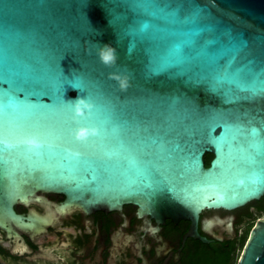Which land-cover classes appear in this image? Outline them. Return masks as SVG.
Wrapping results in <instances>:
<instances>
[{
    "label": "water",
    "instance_id": "obj_1",
    "mask_svg": "<svg viewBox=\"0 0 264 264\" xmlns=\"http://www.w3.org/2000/svg\"><path fill=\"white\" fill-rule=\"evenodd\" d=\"M263 197L264 0H0L9 240L132 205L209 243L204 212ZM238 264H264V220Z\"/></svg>",
    "mask_w": 264,
    "mask_h": 264
},
{
    "label": "flooded vegetation",
    "instance_id": "obj_2",
    "mask_svg": "<svg viewBox=\"0 0 264 264\" xmlns=\"http://www.w3.org/2000/svg\"><path fill=\"white\" fill-rule=\"evenodd\" d=\"M210 156L205 157L206 164ZM212 159L213 156L210 161ZM47 198L55 200V204L64 201L62 196L48 195ZM255 204L264 210V197L239 209L243 211L242 214L234 216L232 221L219 218L224 221L221 223L225 230L220 232L213 229L212 232L216 234L206 231L211 229L212 224H206L208 220H204L202 215L199 233L209 243L191 237L184 239L191 226L189 221L174 223L167 219L164 223H158L149 216H140L138 208L132 205L116 212L86 214L74 210L59 213L56 221L62 226L59 231L49 228L33 237L23 236L12 240L0 231L3 241L10 244V248L6 249L0 241V257L10 264H200L203 252L212 257L216 251L234 253L245 248L258 222H255V218L264 215ZM44 208L46 212L47 207ZM16 210L22 213L19 207ZM231 222L233 232L228 230ZM253 223L254 226L249 228ZM241 226H246L242 233ZM65 229L70 232H65ZM53 233L59 241L50 246L47 236ZM39 237L45 238L44 244L37 242ZM17 243L23 244V247Z\"/></svg>",
    "mask_w": 264,
    "mask_h": 264
},
{
    "label": "rangeland",
    "instance_id": "obj_3",
    "mask_svg": "<svg viewBox=\"0 0 264 264\" xmlns=\"http://www.w3.org/2000/svg\"><path fill=\"white\" fill-rule=\"evenodd\" d=\"M242 212L243 211H239V210H236V211H233V212H223V211H207V212H204L203 213V215H204V220H211V219H214V218H221V219H226L227 220V218L228 219H230L231 221H232V218L234 217V216H239V215H241L242 214ZM257 217H261L260 219H257ZM256 218H255V222H257V221H259V220H264V215H258ZM254 222V223H255ZM254 223L253 224H251L250 225V227L249 228H251L252 226H254ZM223 226H224V224L223 223H213L212 225H211V229H209V230H206L207 232H209V233H214V234H216L215 233V231L214 232H212V230L213 229H215V230H217V231H224L225 229H223ZM245 227L246 226H241L240 227V233H242V232H244L245 231ZM51 228L54 230V231H59V230H62V226H61V224L60 223H57V222H55L52 226H51ZM228 230L230 231V232H233L232 230H233V224H232V222L231 223H229L228 224ZM250 230V229H249ZM65 232H70V230H67V229H65ZM44 237H39L38 239H37V242L39 243V244H44ZM47 240H48V244L51 246V245H56L57 243H58V238H56L55 237V235H54V233L53 234H48V236H47ZM2 244V243H1ZM2 246L4 247V248H6V249H8V248H10V247H8V246H6V245H4V244H2ZM243 251H244V249L243 248H241V249H239L238 251H236V255H235V262L233 263V264H238V262H239V260L241 259V256H242V254H243ZM0 262L2 263V264H10L9 262H7L6 260H4L3 258H1L0 257Z\"/></svg>",
    "mask_w": 264,
    "mask_h": 264
},
{
    "label": "trees",
    "instance_id": "obj_4",
    "mask_svg": "<svg viewBox=\"0 0 264 264\" xmlns=\"http://www.w3.org/2000/svg\"><path fill=\"white\" fill-rule=\"evenodd\" d=\"M212 155L210 156V158L207 161V166H209L210 164V159H211ZM255 207H257L258 211H260L262 214H264V210L262 208L259 207V205L255 204ZM245 244L243 243L242 246H244ZM2 250V248L0 247V251ZM212 257L208 254V253H204L203 252V257L200 258L199 263L200 264H233L235 262V255L236 252L234 253H225L224 251H216L212 253ZM0 264H2L0 262Z\"/></svg>",
    "mask_w": 264,
    "mask_h": 264
}]
</instances>
